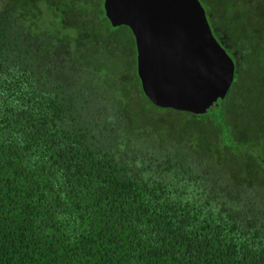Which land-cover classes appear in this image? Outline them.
I'll return each mask as SVG.
<instances>
[{"label":"trees","instance_id":"trees-1","mask_svg":"<svg viewBox=\"0 0 264 264\" xmlns=\"http://www.w3.org/2000/svg\"><path fill=\"white\" fill-rule=\"evenodd\" d=\"M200 1L236 63L203 114L104 0H0V264H264V0Z\"/></svg>","mask_w":264,"mask_h":264},{"label":"water","instance_id":"water-1","mask_svg":"<svg viewBox=\"0 0 264 264\" xmlns=\"http://www.w3.org/2000/svg\"><path fill=\"white\" fill-rule=\"evenodd\" d=\"M113 26L131 28L137 72L157 106L203 114L223 103L236 63L200 0H104Z\"/></svg>","mask_w":264,"mask_h":264}]
</instances>
